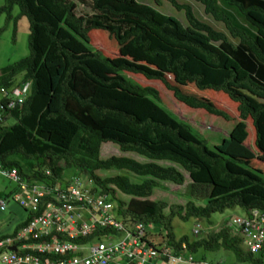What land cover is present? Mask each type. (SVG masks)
<instances>
[{
  "label": "trees",
  "instance_id": "1",
  "mask_svg": "<svg viewBox=\"0 0 264 264\" xmlns=\"http://www.w3.org/2000/svg\"><path fill=\"white\" fill-rule=\"evenodd\" d=\"M78 1L92 11L90 16L77 14L73 0H4L0 8L8 25L27 19L30 51L0 70V102L3 90L10 93L31 84L23 106L8 117L15 123L0 124V166L16 170L24 185L46 183L55 188L69 185L62 182L66 170L74 169L75 176L95 187L88 185L94 198L105 196L118 204L121 215L116 221L123 222V228L125 219L153 226L180 255L185 243L194 255L226 250L240 262L264 264V256L249 253L243 238L227 226L195 240L176 237L173 225L176 218L210 222L212 215L237 208L246 215L254 210L264 213V0H168L185 13L187 26L136 0ZM156 1L163 5V0ZM193 2L223 28L198 18ZM15 8L20 10L16 18ZM93 30L107 32L120 45L119 51L133 59L115 61L96 49L90 37ZM126 73L162 81L185 106L231 121L228 111L181 87L190 84L200 94L208 92L199 90L226 94L238 123L228 139L211 149L190 125L161 106L157 89L140 85ZM166 73L175 74L179 85L169 83ZM252 125L257 151L249 144ZM107 143L146 162L122 155L103 159L102 145ZM104 170L116 173L101 176L98 172ZM186 174L193 187L185 206L151 200L155 189L166 188L162 182L184 185ZM8 180L17 188L5 198L15 200L21 183ZM194 185L209 187L202 206L193 200ZM117 192L131 200L126 203ZM0 200L6 207L1 195ZM27 213V221L0 242L15 237L43 212ZM101 215L82 216L92 223ZM94 225L92 237L73 242L88 244L103 234L122 233L114 226ZM47 257L41 255L42 260ZM197 259L205 261L204 256Z\"/></svg>",
  "mask_w": 264,
  "mask_h": 264
},
{
  "label": "built area",
  "instance_id": "2",
  "mask_svg": "<svg viewBox=\"0 0 264 264\" xmlns=\"http://www.w3.org/2000/svg\"><path fill=\"white\" fill-rule=\"evenodd\" d=\"M30 91V83L17 86L10 93L2 91L0 124L23 106ZM0 174L21 183V192L15 195V201L23 209L32 213L43 212L15 237L0 242V264H207L204 260H196L185 243L182 244L183 255L168 246L165 237L157 243L146 224L125 219L126 227L123 228V222L116 221L121 215L118 204L112 199L115 204L106 200L105 196L94 198L91 187H95L79 176L73 177L66 187L55 188L46 183L24 185L16 170H4L1 166ZM5 208V202L0 200V209L5 211ZM92 212H101V219L85 222L82 215ZM94 223L114 226L122 233L119 236L103 234L100 239L94 241L93 238L88 244L73 242L92 237ZM228 223L227 227L243 238L249 253L264 256V213L254 210ZM201 233V225H196L193 234L197 237ZM12 247L17 250L11 251ZM41 255L48 257L42 260ZM50 255L59 259L52 260Z\"/></svg>",
  "mask_w": 264,
  "mask_h": 264
},
{
  "label": "rangeland",
  "instance_id": "3",
  "mask_svg": "<svg viewBox=\"0 0 264 264\" xmlns=\"http://www.w3.org/2000/svg\"><path fill=\"white\" fill-rule=\"evenodd\" d=\"M77 3L78 10L77 14L82 16H90L92 11H90L87 7L81 5L78 0H73ZM138 2L144 3V5H148L151 7H155L160 10L162 13L170 16H174L181 20L187 26V19L184 12L177 11L172 3L168 0H163V5L158 6L156 0H136ZM191 0H179V2L184 3ZM192 2V1H191ZM193 8L196 12L198 18L203 21L209 22L213 24L217 29H222L223 27L219 24H214L211 19L205 15L204 9L199 3L193 2ZM4 6V0H0V8ZM20 14V10L15 8L14 17L16 18ZM107 32L101 30H93L90 33L92 45L103 52L106 56L115 61L119 59H127L129 58V54L127 51L121 53L119 51L117 42L112 38H109ZM29 24L27 19L22 18L16 24L14 22H10L7 24V17L5 15L0 16V70L14 62H17L21 58L27 57L30 53L29 51ZM127 77L132 78L137 83L142 86H150L157 89L160 93V97L162 100L161 106L172 113L179 120L186 122L190 125L197 135L202 137L208 144L211 149H215L217 146L221 145L223 141L229 138L230 134L234 130L238 121L235 120L238 118L237 112L232 109V105L229 102V97L225 94L222 96L221 94H211L210 92L218 93L215 91H201L199 92H208L205 94H200L195 90V87L188 84L183 85L181 88L186 94H195L200 97V100L208 102L217 107H221L222 110L228 111L232 116L233 120L226 121L225 119H221L212 115H209L207 112L202 110H194L191 109L184 104L180 103L176 100L174 93L169 91L165 84L159 80H148L142 75H136L133 73H126ZM166 79L169 83L174 86L179 85L177 81L176 75L172 73L165 74ZM210 91V92H209ZM220 93V92H219ZM1 97V95H0ZM203 97V99H202ZM225 97V99H223ZM232 106V107H231ZM15 123L13 118H8L3 123L4 126H11ZM251 138H250V146L254 151H257L256 145H253L254 134H256V129L252 125L250 128ZM255 144V143H254ZM101 155L103 159H108L112 156H125L132 159H135L139 162H146V160L137 154L134 153H122L114 144L107 143L102 145ZM115 171V172H113ZM101 176L114 175L116 170H104L98 172ZM76 174V170L67 169L65 174V179L62 184L65 185L67 182H71L73 177ZM162 185L165 186V189H155L154 194L151 200L154 201H165L168 205L173 206H185L189 200V192L192 189V180L189 175L186 174V182L184 185H177L171 182H162ZM196 186V185H194ZM17 186L5 179L0 175V195L2 199L6 201V210L2 211L0 209V239L13 235L17 228L27 221L29 218V214L10 196L8 199L6 196L12 195ZM195 189V199L194 202L198 206H202L206 202V197L209 194V187L207 185H199L194 187ZM117 196L125 201L126 203L131 200V197L121 194V192H117ZM169 211H166L168 214ZM246 213L241 208L228 210L225 213H218L212 215L210 222L208 220H196L191 219L187 222L176 218L174 225V232L176 237L181 238L183 236H189L192 239L199 240L208 235V233L217 232L221 228L228 226L231 219L235 217H245ZM228 223V224H227ZM196 225H201L202 233L199 236H195L193 234V230ZM153 226H148L147 230L149 233L154 234V232L159 233V230L154 231ZM165 237V235L162 234ZM205 257V262L207 264H252L250 262H240L237 256L231 252L226 250H220L217 252H204L199 251L196 255H194L195 259Z\"/></svg>",
  "mask_w": 264,
  "mask_h": 264
},
{
  "label": "crops",
  "instance_id": "4",
  "mask_svg": "<svg viewBox=\"0 0 264 264\" xmlns=\"http://www.w3.org/2000/svg\"><path fill=\"white\" fill-rule=\"evenodd\" d=\"M154 240L157 242V243H160L164 240V236H162V234L159 232V233H154Z\"/></svg>",
  "mask_w": 264,
  "mask_h": 264
},
{
  "label": "water",
  "instance_id": "5",
  "mask_svg": "<svg viewBox=\"0 0 264 264\" xmlns=\"http://www.w3.org/2000/svg\"><path fill=\"white\" fill-rule=\"evenodd\" d=\"M10 250L11 251H16L17 249H16V247H12V248H10Z\"/></svg>",
  "mask_w": 264,
  "mask_h": 264
}]
</instances>
